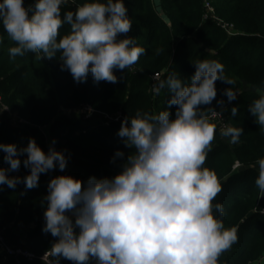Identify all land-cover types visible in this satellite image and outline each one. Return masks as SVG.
I'll use <instances>...</instances> for the list:
<instances>
[{
	"label": "clouds",
	"instance_id": "9594fccd",
	"mask_svg": "<svg viewBox=\"0 0 264 264\" xmlns=\"http://www.w3.org/2000/svg\"><path fill=\"white\" fill-rule=\"evenodd\" d=\"M67 2L34 0L25 5L24 0H0V24L15 42L9 53L32 51L48 58L59 54L61 68L76 82L85 81L89 72L94 81L116 82L113 69H126L145 53L135 37L119 35L132 27L124 0H82L62 14ZM65 22L69 28L61 33ZM192 62L190 78L172 71L154 86L157 93L165 87L171 93L166 103L176 106L174 117L165 107L156 112L136 109L122 119L118 135L132 150L115 151L114 156L122 158L120 171L111 177L91 175L83 186L69 174L49 179L42 230L57 237L50 247L56 259L49 264H58L61 256L76 264H87L90 258L95 264H218L220 253L236 241V229L220 219L223 205L213 204L222 184L204 166L217 128L211 117H222L226 106L220 99L219 111L200 107L216 97L217 79L228 85L236 81L225 75V65L217 59ZM223 92L231 101L239 89L226 87ZM248 107L264 131V91ZM231 113L237 114L235 105ZM242 132L232 123L220 129L234 144ZM0 149L9 165L0 167V184L11 188L21 179L27 188L35 187L40 173L67 164L63 151L49 145L45 152L34 137L19 148L0 142ZM22 153L30 171L23 178L8 175L19 169ZM256 164L255 184L264 192V155Z\"/></svg>",
	"mask_w": 264,
	"mask_h": 264
},
{
	"label": "trees",
	"instance_id": "16d2710c",
	"mask_svg": "<svg viewBox=\"0 0 264 264\" xmlns=\"http://www.w3.org/2000/svg\"><path fill=\"white\" fill-rule=\"evenodd\" d=\"M205 1L213 7L209 12ZM82 0H71L62 5L75 10ZM34 0H24V4ZM126 14L132 21L128 33L145 48L135 64L114 68L116 82L94 81L89 72L82 82L74 81L67 68H61L59 54L48 58L28 51L12 56L8 48L15 42L0 24V142H12L18 148L27 144L29 137L46 152L49 145L67 157L64 169L58 166L39 174L37 186L27 188L21 179L15 188L0 184V230L4 241L11 246H22L36 257L22 258L19 264H49L41 256L49 251L57 237L42 230L49 179L69 174L84 180L89 176H113L120 171L121 157L117 149L127 154L130 149L118 135L121 121L136 109L156 112L167 107L175 115V105L166 102L171 93L167 88L155 92L154 86L167 74L176 71L188 79L195 71L196 59H217L224 65V73L234 79V85L224 80L214 82L216 97L210 105L220 110L217 100L225 104L223 115L227 123L241 126L238 143L222 136L217 128L204 166L215 172L222 190L213 204L223 205L225 227L235 228L236 241L218 257V264H264V192L255 184L258 175L257 158L264 155V131L256 123L249 104L264 91V0H124ZM230 25L229 31L221 22ZM67 22L60 26L67 31ZM157 49H160L157 52ZM159 72L157 80L154 73ZM239 89L229 101L223 89ZM95 111L85 116L83 106ZM237 107V114L231 107ZM101 112L119 113L118 120L105 122ZM7 174L23 178L30 169L23 164ZM0 149V167L8 162ZM235 161L240 165L233 167ZM256 164L255 167L253 165ZM214 215H219L215 208ZM71 213H69L70 215ZM2 256V254L0 253ZM0 256V258H1ZM58 264H76L59 257ZM84 264V262H81ZM87 264H95L90 258Z\"/></svg>",
	"mask_w": 264,
	"mask_h": 264
},
{
	"label": "built area",
	"instance_id": "2783aa9c",
	"mask_svg": "<svg viewBox=\"0 0 264 264\" xmlns=\"http://www.w3.org/2000/svg\"><path fill=\"white\" fill-rule=\"evenodd\" d=\"M68 2H71V0H68ZM205 5L208 8V11L210 13L213 12V7L209 4L208 1H205ZM221 25L229 31L230 25L227 22L222 21ZM121 36H125V34L121 35ZM159 76H160L159 72H156L153 75V79L157 80L159 78ZM0 109L3 110V109H6V107L5 106H2V107L0 106ZM82 110L84 112H86L85 113L86 117L89 116L90 113L95 111L89 105L83 106ZM216 110H218V109H216ZM101 115L103 116L105 122L107 120H112V119L118 120L121 117V115L119 113H117V114H108L106 112H101ZM209 116L211 117V113H209ZM211 119L215 120L218 123L220 128H222L224 126V124L227 123L225 121V118H224L223 114H222V117L216 116V117H211ZM238 165H240V162L239 161H235L233 167H236ZM0 253L2 254V256L0 258V264H6V263H4V261L9 259V258H11V260H12V263H10V264H19L21 262L22 258L32 259L33 257H36V255L33 252H31L30 250H28V249H26V248H24L22 246H11V245H8L4 241V238L2 236L1 230H0ZM48 255H49V251L45 252L41 256V258L49 263L50 260L48 258ZM2 260H4V261L2 262Z\"/></svg>",
	"mask_w": 264,
	"mask_h": 264
},
{
	"label": "rangeland",
	"instance_id": "374dc122",
	"mask_svg": "<svg viewBox=\"0 0 264 264\" xmlns=\"http://www.w3.org/2000/svg\"><path fill=\"white\" fill-rule=\"evenodd\" d=\"M0 256H1V255H0ZM4 260H5V259H4ZM4 260H2V262H3ZM4 263H6V264H10V263H12V260H11V258H9V259L5 260V261H4Z\"/></svg>",
	"mask_w": 264,
	"mask_h": 264
},
{
	"label": "crops",
	"instance_id": "0c3cea01",
	"mask_svg": "<svg viewBox=\"0 0 264 264\" xmlns=\"http://www.w3.org/2000/svg\"><path fill=\"white\" fill-rule=\"evenodd\" d=\"M70 215H72V214H70ZM73 219H74V217H73Z\"/></svg>",
	"mask_w": 264,
	"mask_h": 264
}]
</instances>
